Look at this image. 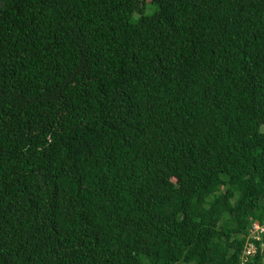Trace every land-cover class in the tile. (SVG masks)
<instances>
[{
    "label": "trees",
    "instance_id": "obj_1",
    "mask_svg": "<svg viewBox=\"0 0 264 264\" xmlns=\"http://www.w3.org/2000/svg\"><path fill=\"white\" fill-rule=\"evenodd\" d=\"M152 4L0 0V264L241 262L264 0Z\"/></svg>",
    "mask_w": 264,
    "mask_h": 264
},
{
    "label": "built area",
    "instance_id": "obj_2",
    "mask_svg": "<svg viewBox=\"0 0 264 264\" xmlns=\"http://www.w3.org/2000/svg\"><path fill=\"white\" fill-rule=\"evenodd\" d=\"M264 253V222H253L247 237V243L239 264H253Z\"/></svg>",
    "mask_w": 264,
    "mask_h": 264
},
{
    "label": "rangeland",
    "instance_id": "obj_3",
    "mask_svg": "<svg viewBox=\"0 0 264 264\" xmlns=\"http://www.w3.org/2000/svg\"><path fill=\"white\" fill-rule=\"evenodd\" d=\"M151 0H137V10H141L143 6H147L144 13L152 14L156 9L155 5H149ZM140 14H135V18H138ZM261 129L264 131V125L261 126Z\"/></svg>",
    "mask_w": 264,
    "mask_h": 264
},
{
    "label": "water",
    "instance_id": "obj_4",
    "mask_svg": "<svg viewBox=\"0 0 264 264\" xmlns=\"http://www.w3.org/2000/svg\"><path fill=\"white\" fill-rule=\"evenodd\" d=\"M262 264H264V259H263V261H262Z\"/></svg>",
    "mask_w": 264,
    "mask_h": 264
}]
</instances>
